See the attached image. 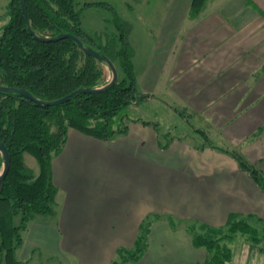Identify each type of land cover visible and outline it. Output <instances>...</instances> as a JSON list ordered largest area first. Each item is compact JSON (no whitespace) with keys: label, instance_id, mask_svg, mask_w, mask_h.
<instances>
[{"label":"crops","instance_id":"0c3cea01","mask_svg":"<svg viewBox=\"0 0 264 264\" xmlns=\"http://www.w3.org/2000/svg\"><path fill=\"white\" fill-rule=\"evenodd\" d=\"M191 1L160 0L144 83L135 77L140 93L160 85L163 99L186 106L207 141L160 135L148 121L109 140L69 128L50 161L53 214L28 222L20 264L119 263L154 216L146 250L124 264H204L208 253L185 225L264 219V190L224 150L264 177V0H206L192 18Z\"/></svg>","mask_w":264,"mask_h":264},{"label":"trees","instance_id":"16d2710c","mask_svg":"<svg viewBox=\"0 0 264 264\" xmlns=\"http://www.w3.org/2000/svg\"><path fill=\"white\" fill-rule=\"evenodd\" d=\"M205 2L192 0L189 16H196ZM24 4L30 27L36 34L51 37L69 33L83 46L107 56L112 62L116 60L122 76L104 92L76 94L56 106L44 107L16 93L0 92V142L9 153V168L0 193V264H20L15 252L22 244L21 233L28 222L35 215L53 214L56 189L51 179L50 161L63 146L67 130L72 128L101 140L124 134L126 124L119 125L117 121L131 104L147 97L137 87L125 33L119 35V46L113 43L117 49L111 50L96 43L84 31L75 0H24ZM102 65L105 64L82 53L70 39L36 41L26 28L20 0H10L9 19L0 27V85L25 90L39 100L52 101L77 89L102 86ZM24 153L37 162V175L25 166ZM230 154L264 190L262 174L240 155ZM2 161L0 155V171ZM155 218L141 223L133 248L120 249V262L112 264L140 259L147 247L150 223ZM237 218L238 215H229L223 227L195 222L185 227L193 246L207 251L204 264H227L231 251L221 241L232 240L237 232L259 242L255 229ZM256 219L264 223V219ZM169 222L174 228L173 221ZM194 224L201 231H197Z\"/></svg>","mask_w":264,"mask_h":264},{"label":"rangeland","instance_id":"374dc122","mask_svg":"<svg viewBox=\"0 0 264 264\" xmlns=\"http://www.w3.org/2000/svg\"><path fill=\"white\" fill-rule=\"evenodd\" d=\"M9 2L10 0H0V27L9 19ZM75 2L82 28L96 43L113 50V47L115 48L113 43L116 42L118 46L120 44V33H125L134 74L137 73L142 85L144 82H142L141 74L151 51L149 39L147 40L148 30L151 27L150 22L155 27L154 10L159 6L160 0H75ZM113 65L118 79L122 76V72L116 60ZM102 70L101 82L104 85L110 80L111 72L106 65H102ZM162 90L159 85L153 88L154 95L143 94L147 97L137 104H131L117 124L123 125L129 121H148L153 123L151 124L153 126H159L160 135L183 138L194 145L207 141L205 133L200 131L204 127L198 128L201 120L194 117L186 106L174 105L163 99ZM219 150L222 151V148ZM224 150L238 154V150L231 146H226ZM23 162L33 175L38 173V164L31 155L24 153ZM49 216L35 215L37 219H47ZM237 219L244 220L246 224L255 229L259 242L253 241L250 235L241 232H237L232 240L221 241V244L225 243L231 251V259L227 264H264V223L250 217ZM190 223L192 222L187 225ZM195 229L201 231L198 225Z\"/></svg>","mask_w":264,"mask_h":264},{"label":"water","instance_id":"95a60500","mask_svg":"<svg viewBox=\"0 0 264 264\" xmlns=\"http://www.w3.org/2000/svg\"><path fill=\"white\" fill-rule=\"evenodd\" d=\"M20 3H21V9H22L23 17H24V20L26 23V28H27L29 34L36 41L49 43V42H57V41L63 40V39H70L76 43V45L78 46V48L80 49V51L82 53H84L87 56L94 58L95 60H97L99 62L104 63L111 72V78L106 84H104L102 86L94 87V88L77 89V90H75L71 93H68L67 95H65L59 99L52 100V101L39 100V99L33 97L32 95H30L29 93H27L25 90L14 88V87H6V86L0 85V92L16 93V94L20 95L21 97H23L27 100H30L37 105L46 107V106H56V105L63 104L65 102H67L68 100L72 99L76 94H96V93L104 92V91L110 89L116 83L117 77H118L117 71L113 65V62L107 56L100 54L99 52L93 50L92 48L83 46L82 42L78 38H76L75 36H73L69 33H59L58 35L51 36V37L36 34L30 27L29 17H28V14L26 12L24 0H20ZM0 155L2 156V160H3L2 161V168L0 171V193H1V189H2V186L4 183V178L7 174L8 168H9V153H8L6 147L1 142H0Z\"/></svg>","mask_w":264,"mask_h":264}]
</instances>
